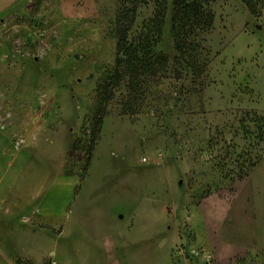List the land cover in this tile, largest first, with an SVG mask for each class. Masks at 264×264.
<instances>
[{"label":"rangeland","instance_id":"1","mask_svg":"<svg viewBox=\"0 0 264 264\" xmlns=\"http://www.w3.org/2000/svg\"><path fill=\"white\" fill-rule=\"evenodd\" d=\"M197 1L0 0V264H264V0Z\"/></svg>","mask_w":264,"mask_h":264},{"label":"trees","instance_id":"2","mask_svg":"<svg viewBox=\"0 0 264 264\" xmlns=\"http://www.w3.org/2000/svg\"><path fill=\"white\" fill-rule=\"evenodd\" d=\"M155 4L158 6H162L164 0H153ZM197 0H174V7L175 11L178 12L176 15L178 16L179 13L188 15L191 19L197 20L199 19V16H201L200 11L198 10ZM251 1H247L246 4L248 7H250ZM162 13L160 14V21L162 20ZM188 17V18H189ZM174 24V39L176 41V51L182 55L183 49L185 47V39L182 34H179L180 31H183V26H178ZM180 30V31H179ZM117 45V53L121 54L123 57H125V60L120 61L119 63L127 66L131 70L134 68H140L141 62L139 63L138 57L135 56L133 47L127 42L126 35H121L120 39L118 40ZM159 63L164 65L165 59L163 57H158Z\"/></svg>","mask_w":264,"mask_h":264},{"label":"crops","instance_id":"3","mask_svg":"<svg viewBox=\"0 0 264 264\" xmlns=\"http://www.w3.org/2000/svg\"><path fill=\"white\" fill-rule=\"evenodd\" d=\"M107 241H109V242L107 243ZM107 241H106V247H107V250H108V251H111V250H112L111 240L108 239Z\"/></svg>","mask_w":264,"mask_h":264}]
</instances>
